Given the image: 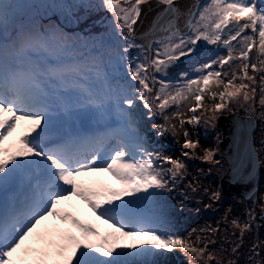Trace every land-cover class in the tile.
<instances>
[{"label": "snow or ice", "instance_id": "1", "mask_svg": "<svg viewBox=\"0 0 264 264\" xmlns=\"http://www.w3.org/2000/svg\"><path fill=\"white\" fill-rule=\"evenodd\" d=\"M20 7L0 0V264H166L156 258L176 250L188 264H222L208 245L195 246L163 223L146 226L134 216L135 205L148 197L115 203L138 193L150 197V189L170 191L166 174L175 180L185 171L181 160L167 156L161 160L171 167L156 165L153 153L125 129L134 123L141 106L152 116H162L166 124L179 117L180 127L199 124L207 112L211 115L204 122L212 123L233 104L246 106L253 114L257 104L264 109V0H195L183 9L179 0H99L96 5L74 0L47 5L59 9L69 22L78 7L109 14L100 39L107 41L106 48L125 70L114 81L102 70V56L77 57L70 38L57 26L19 19ZM145 7L156 13L148 30L138 35L136 26ZM201 41L223 47L226 55L200 62L195 76L182 71L176 82L157 78L166 76L181 58L194 57ZM213 87L222 90L217 93ZM206 96L216 102L198 116ZM113 105L124 125L120 130L104 135L54 130L56 108L65 114L94 110L102 118ZM173 106L176 111L170 116ZM185 110L192 113L187 120ZM260 115L264 117V112ZM21 123L27 126L25 131L8 143ZM154 127L161 134L168 131L163 125ZM175 127L171 125L173 131ZM188 136L185 131L183 148L195 150L199 144ZM107 140H113L115 147L102 156ZM183 155L192 158L189 152ZM248 155L255 160L251 145ZM213 157L214 152L206 149L200 158L219 164ZM94 173H108L123 185L122 190L86 187L79 179ZM73 197L88 205L111 231L101 236L90 223L66 211L62 205ZM211 198L220 199V192ZM49 218L66 227L49 228ZM232 224L241 240L251 229L249 223L233 220ZM258 247L252 246L256 256Z\"/></svg>", "mask_w": 264, "mask_h": 264}, {"label": "rangeland", "instance_id": "2", "mask_svg": "<svg viewBox=\"0 0 264 264\" xmlns=\"http://www.w3.org/2000/svg\"><path fill=\"white\" fill-rule=\"evenodd\" d=\"M15 3L14 0H11ZM74 0H27L20 8L16 10L19 19L24 21L36 20L40 25H55L57 26L65 36L69 37L70 45L77 52L89 54L90 57H97L92 55L95 52L108 50L106 48L107 41L102 42L101 36L106 33V28L103 26L107 24L108 13L98 8H86L89 16L85 15L83 20L88 19V28L92 29L94 35L91 32H87L85 35L79 33L80 30L69 29L66 22L69 21L66 15L62 14L59 9H53L47 7L50 4L72 3ZM84 4L96 5L99 0H77ZM32 17L28 18L26 15L28 11H32ZM75 9L72 22H75V17L81 16ZM101 21V23H97ZM43 25V26H44ZM84 31V30H81ZM86 32V31H85ZM204 46H209L203 42ZM235 43V42H234ZM132 54H136V50H132ZM226 55L225 49L219 50H205L204 52L196 55L194 58L188 61L180 62L171 67L166 76L157 74L158 79L170 80L176 82L178 80V74L182 71H188L190 75L195 76V67L199 66V63L205 59H215L217 56ZM253 56L255 53L252 54ZM111 59V60H110ZM238 63V62H236ZM115 65V70L114 66ZM104 72L110 73L114 80L119 79L121 74L125 73V70L116 63V57L112 53L109 56V62L101 65ZM251 74V73H250ZM221 88H212V91L219 92ZM259 95L257 96V100ZM216 101H212L205 97L203 107L199 109L196 115H201L205 109H210ZM114 107V105H113ZM62 110L63 109H59ZM111 110V109H110ZM176 111L175 106L168 109V114L171 116ZM261 109L259 105L256 106V112L253 114L246 106L233 104L230 106V110H225L222 113L217 114V118L223 114L236 113L239 115H248L255 119L256 128L253 133V143L256 150V154L259 162V189L256 203L247 202L242 197H237L234 200H230L223 196L220 192V179L227 171V164L223 157L218 156L219 142L221 140V133L216 126L217 118L214 122L206 124L204 120L210 112L205 113V116L201 118L199 124L185 123L183 127H180L177 117L169 121L166 124L164 118L160 115L152 116L143 109L141 106L135 113L133 120L137 123L138 128L130 129L129 136L139 137L143 143L144 148L153 153V161L156 165L163 167L165 170L171 165L165 164L161 157H170L172 159H179L185 164V171L182 177H177L173 180L171 173H167L165 179L168 181L169 190H149L153 193L152 196H148L147 193H138L135 196L123 197L115 203H123L124 200H133L139 197H148L142 199L135 205L133 211L137 208L151 207L156 215L164 218L174 219V223H171L172 227L177 229L174 234L180 235L187 240H190L195 246L204 247L208 245V250L216 255V257L222 261V264H230L234 261L235 264H264V222L258 220L255 230L245 233L243 239H240L239 229L234 228L232 221L236 220L241 224L249 223L253 221V217L256 212L263 211L264 207V117H261ZM192 113L186 112L184 119L190 118ZM175 124V130L173 131L171 125ZM154 125H163L168 128V131L163 134L160 133L159 128ZM26 125L21 123L16 132L10 140L20 132V130L26 129ZM54 130L59 131L60 125L54 126ZM187 131L193 142H198L199 146L195 149H184L183 143L185 142L184 132ZM212 150L214 152V160L219 161V164L208 163L202 160L200 157L204 155L205 150ZM184 152H189L192 158L183 155ZM81 182L86 186L89 180H92L91 175H85L79 178ZM121 187H120V186ZM114 185L112 182V188L114 191H120L123 185ZM195 189V190H194ZM220 192V199L213 200L211 194L213 192ZM80 200L75 197L71 199L67 204L62 207L69 212H72L77 218L85 223H90L95 229H97L101 236L111 231L107 224L102 220L96 221L90 217L92 211H87L85 207L79 206ZM160 204L163 207H160ZM167 208V209H164ZM251 213V215H249ZM57 222V223H56ZM165 225H169L165 220L161 221ZM148 225L151 227H157V224ZM161 224V223H160ZM159 224V225H160ZM49 228L59 227L64 228L65 225H61L59 221H53L51 218L47 221ZM122 241L126 242H139L132 237H122ZM214 241V243H212ZM258 244L260 255L256 256L252 252V246ZM239 245L236 252H233V248ZM156 259H163L166 264H188L187 257L178 250L172 253H166L164 257H157ZM194 264H202L201 261H194ZM210 264H216L215 261Z\"/></svg>", "mask_w": 264, "mask_h": 264}, {"label": "water", "instance_id": "3", "mask_svg": "<svg viewBox=\"0 0 264 264\" xmlns=\"http://www.w3.org/2000/svg\"><path fill=\"white\" fill-rule=\"evenodd\" d=\"M194 2L195 0H179V6L183 9ZM199 2L204 3L205 0H199ZM155 13V8L148 10L145 7L141 19L136 26L138 35L148 30ZM219 49L224 48L215 45L204 46L201 41L197 45V53L194 57L205 50ZM194 57H183L178 63L191 60ZM216 126L221 133L218 156L225 159L228 167L219 181L220 192L230 200L242 197L245 201L255 204L259 189V162L257 154L254 161L250 158L248 147L251 145L255 149L253 133L256 128V121L248 115L229 113L218 116ZM254 217L255 219L251 222L250 231L255 230L258 220L264 222V207L263 211L256 212Z\"/></svg>", "mask_w": 264, "mask_h": 264}, {"label": "bare ground", "instance_id": "4", "mask_svg": "<svg viewBox=\"0 0 264 264\" xmlns=\"http://www.w3.org/2000/svg\"><path fill=\"white\" fill-rule=\"evenodd\" d=\"M14 1L15 4L22 5L27 0H14ZM44 27H48V26H46L45 24ZM75 54L77 57H81V56L85 58L90 57L89 54H85L82 52L75 51ZM92 55L97 57L102 56V64L104 65L109 62V56L112 55V52L110 50H104V51H100L99 53L97 52H95L94 54L92 53ZM59 109L60 108H56L53 110L52 119L54 122V126L57 124L60 125L59 131L61 133L81 131L87 134L104 135L106 133H111L113 131H117L124 128V125H122L121 121L119 120L115 106L114 107L112 106L110 108L111 110H109L108 113L102 118L97 116L94 110L76 109L71 113L65 114L64 111ZM132 128H138V125L135 121L130 128L125 129L127 135H129L130 129ZM24 131L20 130V132L14 137V139L10 140L8 143L15 141ZM113 147H115V142L113 140H107L101 149L102 156L106 152L110 151L111 148ZM91 178L92 180H89L87 182L86 187L104 188L110 191H114V189L112 188V182L114 183V185H117V180H115L108 173H94L91 174ZM119 184L120 182L118 181V185ZM78 205L85 207L87 211H90L88 205L84 204L82 201H80ZM160 207H163V205L160 204ZM133 215L140 218L145 225H148V222H151L152 223L151 225L157 224V227L160 226L159 224L162 223L161 222L162 220H165L166 223H169V225H166L168 230L171 231L172 233L177 232V229L173 228L171 225V223H174V219L167 217L164 218L162 216L156 215V212L151 207L148 206L145 208L136 207V210L133 211ZM90 217L96 221H99L96 218V214L94 213H90Z\"/></svg>", "mask_w": 264, "mask_h": 264}, {"label": "trees", "instance_id": "5", "mask_svg": "<svg viewBox=\"0 0 264 264\" xmlns=\"http://www.w3.org/2000/svg\"><path fill=\"white\" fill-rule=\"evenodd\" d=\"M77 10H78L77 12L79 14H81V16L75 17V20H76L75 22L67 21L66 25L69 27L70 31L73 30V29L75 30V28H77L78 30H80L79 33H81V35H85L87 32H91L92 33L93 32V28L92 29L88 28V25H89V23H87L88 19L85 18V20H83L85 15L89 16L90 12L87 13L86 8H82V7H78ZM32 13H33V10L27 12L26 15L28 16V18L32 17ZM81 30H84V31H81ZM92 34L94 35V32Z\"/></svg>", "mask_w": 264, "mask_h": 264}]
</instances>
